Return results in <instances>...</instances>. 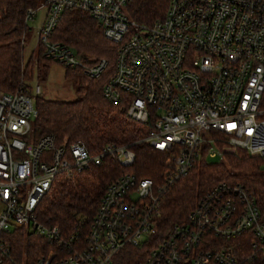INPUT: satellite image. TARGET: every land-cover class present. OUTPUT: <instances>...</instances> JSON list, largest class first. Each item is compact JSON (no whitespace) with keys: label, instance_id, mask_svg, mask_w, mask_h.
Wrapping results in <instances>:
<instances>
[{"label":"built area","instance_id":"2783aa9c","mask_svg":"<svg viewBox=\"0 0 264 264\" xmlns=\"http://www.w3.org/2000/svg\"><path fill=\"white\" fill-rule=\"evenodd\" d=\"M131 1L44 0L28 8L25 22L45 9L38 31L44 57L98 77L106 59L85 62L52 40L65 12L97 21L116 45L104 96L124 102L127 115L144 126L139 142L166 153L163 180L125 171L105 188L84 244L65 237L36 213L56 176L99 165L105 156L129 168L136 153L127 144L93 153L81 142L58 144L53 134L36 139L41 85L24 81L14 92L0 90V264L11 259L4 234L17 228L57 245L36 264H116L126 246L147 249L141 264H241L231 248L210 243L244 232L254 236L252 258L264 262L262 209L242 182L214 185L184 222L163 235L159 227L165 193L203 156L243 149L264 163V0H168L164 16L149 24L129 16Z\"/></svg>","mask_w":264,"mask_h":264},{"label":"trees","instance_id":"16d2710c","mask_svg":"<svg viewBox=\"0 0 264 264\" xmlns=\"http://www.w3.org/2000/svg\"><path fill=\"white\" fill-rule=\"evenodd\" d=\"M40 1L0 0V90L14 92L22 82L31 81L32 63H36L40 79L48 75L51 60L44 57L41 44L35 55L27 62L24 60L25 41L22 37L28 29L25 17L28 8L38 7ZM167 6L168 0H132L127 11L131 18L149 24L163 17ZM52 40L71 47L85 62L106 59L108 64L98 77H91L80 68L66 67V77L75 84L77 97L58 100L37 95L35 105L38 115L32 124V135L38 139L53 134L58 144L81 142L93 153L110 143L127 144L136 153V161L129 168L105 156L99 165L93 163L87 168L75 169L73 179H66L60 173L41 199L36 212L38 220L50 227L58 226L62 235L68 238L75 235L84 244L107 185L125 171L161 182L166 153L139 142L146 134L144 126L127 115L124 102L114 103L104 96V86L114 70L116 45L105 37L93 17L77 10L65 12L54 30ZM263 165L260 158L243 149L225 153L218 162H211L203 156L187 176L165 193L160 234L184 222L200 198L223 181H239L252 189L258 197L264 218ZM4 238L11 248V259H7L5 264H36L39 257L57 248L56 244H50L43 236L25 228L5 233ZM253 239L251 232H244L210 245L231 248L241 264H264L262 260L252 258ZM146 252L147 249L141 246H126L115 262L141 264Z\"/></svg>","mask_w":264,"mask_h":264},{"label":"rangeland","instance_id":"374dc122","mask_svg":"<svg viewBox=\"0 0 264 264\" xmlns=\"http://www.w3.org/2000/svg\"><path fill=\"white\" fill-rule=\"evenodd\" d=\"M44 0H41L39 6L42 5ZM45 14V9H38L36 16L29 20L27 25L28 29L24 34L25 47H24V60L27 62L32 55H35L38 48L40 47L39 35L38 31L42 24L43 18ZM22 37V39H23ZM33 66V78L31 79V85L35 87L37 83H39L42 87V91L40 93L41 96L47 99H58V100H72L77 97L76 94V86L72 80L66 77V66L52 61L50 62V67L48 71V75L43 79L38 77V69L36 67V63H32ZM35 64V65H34ZM211 162H218L220 158L218 156H214L209 158ZM264 170V165H263ZM66 179H73L74 174L70 176H65Z\"/></svg>","mask_w":264,"mask_h":264}]
</instances>
